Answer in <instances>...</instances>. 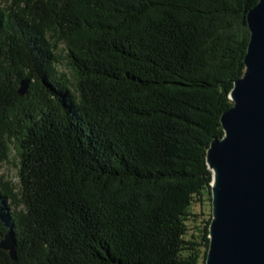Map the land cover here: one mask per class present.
Returning a JSON list of instances; mask_svg holds the SVG:
<instances>
[{
	"label": "trees",
	"instance_id": "16d2710c",
	"mask_svg": "<svg viewBox=\"0 0 264 264\" xmlns=\"http://www.w3.org/2000/svg\"><path fill=\"white\" fill-rule=\"evenodd\" d=\"M258 2L0 0V264H205L207 150Z\"/></svg>",
	"mask_w": 264,
	"mask_h": 264
},
{
	"label": "water",
	"instance_id": "95a60500",
	"mask_svg": "<svg viewBox=\"0 0 264 264\" xmlns=\"http://www.w3.org/2000/svg\"><path fill=\"white\" fill-rule=\"evenodd\" d=\"M247 19L245 71L231 90L233 106L221 116L225 135L214 138L207 150L213 180L205 264H264V0ZM29 84L21 81L20 96ZM0 246L17 258L10 232Z\"/></svg>",
	"mask_w": 264,
	"mask_h": 264
},
{
	"label": "rangeland",
	"instance_id": "374dc122",
	"mask_svg": "<svg viewBox=\"0 0 264 264\" xmlns=\"http://www.w3.org/2000/svg\"><path fill=\"white\" fill-rule=\"evenodd\" d=\"M57 53V57H58V70L60 72H65L68 74H72V70L70 68L69 62H68V58L66 56V52H65V47L63 45H60L59 48L56 50ZM18 162L19 159L15 153L14 150H12L11 154H10V158L8 160H6L5 162L0 163V176H2L5 180L10 181L15 187L18 186L19 184V173H18ZM208 203V202H207ZM212 212V207L210 208V206H205V215L203 216V218H208L207 214L210 212ZM194 212L199 213L200 212V208L198 205L194 206ZM198 242H200V239H198Z\"/></svg>",
	"mask_w": 264,
	"mask_h": 264
}]
</instances>
